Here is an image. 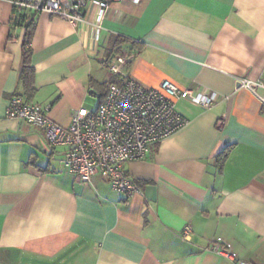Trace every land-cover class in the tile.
Wrapping results in <instances>:
<instances>
[{"label": "crops", "instance_id": "obj_1", "mask_svg": "<svg viewBox=\"0 0 264 264\" xmlns=\"http://www.w3.org/2000/svg\"><path fill=\"white\" fill-rule=\"evenodd\" d=\"M96 7L74 24L32 9L17 18L0 0V264H264V89L237 83L264 81V0H112L99 25ZM30 21L32 93L20 78ZM115 56L147 87L219 93L210 107L177 102L187 123L125 164L142 189L130 197L101 174L78 179L64 146L6 116L23 94L67 127L90 95L104 98ZM218 237L237 260L207 249Z\"/></svg>", "mask_w": 264, "mask_h": 264}, {"label": "built area", "instance_id": "obj_2", "mask_svg": "<svg viewBox=\"0 0 264 264\" xmlns=\"http://www.w3.org/2000/svg\"><path fill=\"white\" fill-rule=\"evenodd\" d=\"M16 7L20 18L24 9L43 11L77 24L85 20L91 3L96 7L98 25L112 0H7ZM140 2L141 0H131ZM126 57L115 56L110 60L112 73L123 77L121 84H111L105 97L95 109L81 107L74 111L69 126L64 127L47 115L49 107L28 101L23 94H15L6 109L9 118L21 119L42 129L53 146L66 148L62 162L77 176L89 182L94 175L107 178L112 190L133 196L142 189L131 178L125 164L144 158L153 146L182 128L186 118L177 110V102L189 100L203 107L212 106L219 93L203 85L180 87L169 79L158 87H147L129 76L124 66ZM238 86L257 93L264 89L263 80L247 77L237 79ZM264 104V96L261 97ZM192 227L183 229L182 238L191 239ZM220 255L237 260L231 244L221 237L207 246ZM238 264H246L236 261Z\"/></svg>", "mask_w": 264, "mask_h": 264}, {"label": "trees", "instance_id": "obj_3", "mask_svg": "<svg viewBox=\"0 0 264 264\" xmlns=\"http://www.w3.org/2000/svg\"><path fill=\"white\" fill-rule=\"evenodd\" d=\"M27 27H28V31L26 33L25 42H24V45H25L24 46V66H23V70H22L20 78H21L22 82L24 83L26 90L28 92L32 93L33 90H35V87H34L35 68L31 63L30 43H31L32 35H33V28H32L33 26H32L31 21L29 23H27ZM123 40L124 39H122V41ZM122 82H123V78L121 76L117 75L111 82L104 83L103 89H106L108 91L111 84H114V83L121 84ZM220 157L221 158L219 159V161L222 160V162H223L224 159L227 157V152L224 151Z\"/></svg>", "mask_w": 264, "mask_h": 264}, {"label": "rangeland", "instance_id": "obj_4", "mask_svg": "<svg viewBox=\"0 0 264 264\" xmlns=\"http://www.w3.org/2000/svg\"><path fill=\"white\" fill-rule=\"evenodd\" d=\"M100 89V88H99ZM101 94H103V92L105 91V89H103V87L101 88ZM105 94V93H104ZM91 99L90 102L88 101L86 104L89 108H96V106L100 103V96L98 95H90ZM36 104V103H35ZM46 108V107H44ZM56 122V121H55ZM71 123V122H70ZM70 125V124H69ZM68 125V126H69Z\"/></svg>", "mask_w": 264, "mask_h": 264}]
</instances>
